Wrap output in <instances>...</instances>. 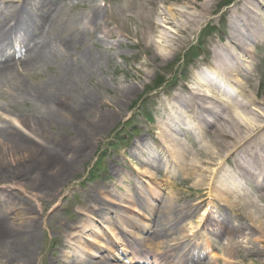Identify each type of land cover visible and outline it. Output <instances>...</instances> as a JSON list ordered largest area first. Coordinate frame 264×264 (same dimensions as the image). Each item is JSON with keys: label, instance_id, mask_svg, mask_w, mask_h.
<instances>
[{"label": "rangeland", "instance_id": "obj_1", "mask_svg": "<svg viewBox=\"0 0 264 264\" xmlns=\"http://www.w3.org/2000/svg\"><path fill=\"white\" fill-rule=\"evenodd\" d=\"M149 1V9L155 12L153 17L156 22L163 24V29L147 33L145 25L140 20H120L118 11L121 8L125 9L127 0H68L64 22H69L71 18L73 23L66 29L58 27L55 31H49L50 47L52 49L56 47L57 50L59 46L61 49L57 56L59 60L63 58L67 62L77 59L78 62H82L80 55L85 49L100 59L87 71L88 80L77 85L73 101L70 102L71 106H66L69 102L65 99L64 102L52 100L49 104L50 112L54 111L58 121L47 125L43 130L45 132H32L33 128H24L21 120L28 117L33 123L37 118L44 116L45 112L48 113L49 108L46 105L32 96L31 100L29 97L16 99L18 95L14 87L0 93V107L5 109H0V127L9 124L19 129L20 133L31 140V146L36 149L34 154L13 152L15 154L12 155L3 151L5 154L0 155V187L7 189L6 193L5 189L0 188L1 221L10 218L9 222L14 225V228L9 229L7 234L0 238H10V243L15 239L14 246L17 247L10 248L9 242L5 240L6 242L2 243L0 240V262L8 259L9 264H16L14 260H18L16 259L18 255L20 256L18 248L21 247L25 250L20 260L21 264H130L126 261L116 262L113 253L117 254L118 250L120 252L129 250L131 253L132 247H143L152 254L149 263L145 264H160L158 255L170 249L169 246H175L178 239L186 244L191 243L196 251L205 250L206 240L214 239L207 226L203 231L200 229L204 222L201 226L198 225L205 211L212 214L217 221L223 216H232L227 207L220 208L216 203L209 205L207 200L196 218L190 220L191 227L184 223L179 230L168 233V238L159 249L150 246L149 242L144 245L137 241V235L148 240L150 234L140 233L132 224L121 223L117 219L118 216L116 218L113 213L117 209L122 212L127 209L125 212L132 214L139 226L143 223L141 213L128 200L132 202L138 193H142L143 186L148 187L149 180L152 181L153 175L157 174V167L165 171L164 176L159 175V180L164 181V187L161 191L157 189V196L154 191L144 189L146 199L145 201L142 199L144 204L148 202L155 207L159 211L157 216H161L164 224L168 223L167 216L161 214L160 208L167 206L168 203L178 207L188 204L196 207L205 195H202L195 181L182 183L183 175L171 161L170 153L166 149L156 145L155 148H159L156 150L158 159L152 161H143L140 156L136 159L135 151L139 150L138 146L141 147L144 142L154 143L150 131L164 120L163 117L166 118V113L174 105L171 99L175 94L186 95L188 88L197 89L202 93H210L211 97L222 101L223 103L219 105L225 108L226 106L231 108V105L234 106L243 100L239 84L246 81L241 77H235L230 84L225 83L228 81H212L209 78L203 81L197 78L198 74L200 78L205 72L209 77L215 79L219 77L220 73L212 70L210 63L214 62L216 50L226 48V39L230 34V19L240 15L242 5L248 0H235L230 6H226L230 0ZM21 2L22 0H0V17L11 14L14 7L20 6ZM97 8L103 14L99 26H88L87 19L82 25L79 18L78 22L73 18L78 15L88 17ZM126 14L129 15L127 11ZM182 14L192 15L196 25L191 26L187 23L184 17H181ZM167 15H175L171 25L165 23ZM176 25H183L186 33H179ZM86 33L87 37H84ZM72 37L74 48L67 44ZM21 38L22 33L14 39V46L18 52ZM82 41L85 47L81 44ZM193 44H199L201 48L199 50L200 48L195 47L196 54L191 50ZM259 44L252 57L241 54L243 56L241 63L248 67L247 72L243 71V74L250 75L247 92L256 101L264 102V42L261 41ZM52 61L54 62H51L50 66L41 67L34 72H24L26 84L23 83V86L28 87L26 89L29 93L45 81L51 82L56 79V64L60 62L56 63L55 59ZM128 88H134L136 91L124 97V91ZM89 97L96 99L98 105L91 113L85 112L86 116L82 117ZM173 115L175 120L181 117V120L186 122V134L180 135L179 132V138L189 146L191 143L188 139L192 138L196 148L200 149L207 138L198 139L193 117L186 114L179 116L178 113ZM105 116L110 117V123L99 129L96 122L103 120ZM255 119L264 122L262 117L257 116ZM41 150L46 154L40 152ZM75 153L79 156L77 165L72 167L71 171L67 170L61 178H56L64 167V164H56L57 157L69 161ZM199 159L206 160L205 157ZM218 160L212 166L206 164L204 166L210 169V173L214 169L212 178L216 176L223 179L226 172L222 173L220 170L225 164ZM146 162L150 174L132 175L129 166L134 164L140 167ZM91 170L93 173L89 176ZM240 180L236 179L238 189H246L248 192L253 190L246 188ZM48 181L55 182V187L48 185ZM174 184L177 187H173ZM10 190H13V193H9ZM101 192L119 197L116 203L118 206L112 207L110 214L109 211H106V215L94 213L90 197L93 195L100 197ZM176 192L183 197L179 204L174 199ZM120 199H125V202H120ZM253 200L262 206L254 195ZM140 208L143 209L141 206ZM232 222L238 223L233 216ZM110 223L114 227H119L117 229V233H121L118 235L119 240L110 235L109 228H112ZM246 223L244 222V225ZM67 225H70L72 230L68 229ZM85 225H89L88 230H84ZM22 226L25 228L23 232L20 231ZM198 226V230L194 229ZM250 228L252 229V226ZM124 230L129 233L124 235L122 233ZM33 232L34 238L37 239L31 246H27L28 235ZM96 234L99 238H95ZM245 237H239L236 241L247 250L251 245ZM225 241L224 239L223 242L227 243ZM92 245H95L97 250L93 249ZM257 246L259 250H264L263 244L257 242ZM184 251L185 248L178 250L179 254ZM212 252L223 260L218 264H227L224 261L227 260L226 253L220 246L214 248ZM130 257L133 258L134 255ZM237 261L238 264H264V256L248 258L242 254V258L240 256ZM204 262L214 264L211 253L205 256Z\"/></svg>", "mask_w": 264, "mask_h": 264}, {"label": "bare ground", "instance_id": "obj_2", "mask_svg": "<svg viewBox=\"0 0 264 264\" xmlns=\"http://www.w3.org/2000/svg\"><path fill=\"white\" fill-rule=\"evenodd\" d=\"M67 2L68 0H23L20 6L14 7L11 14L0 17V93L14 87L15 93L18 95L16 99L29 97L31 100L32 96L33 99L38 100V102L43 103L49 108V111L46 110L48 113L45 112L44 116L37 118L33 123L28 117L21 120V122L23 121L24 125H22L24 128H33L32 132H45L43 130L46 129L47 125L58 121L54 111L50 112L51 107L49 104L52 103V100L53 102H60V100L64 102L63 99H65L69 102L65 105L71 106L70 102L73 101V94L76 91L77 85L88 80L87 71L91 70L93 64L100 59L94 53L92 54L90 50L85 49L80 55L83 60L82 62H78V59L67 62L63 58L61 60L58 58L57 52L61 49L59 46L57 50L56 47L54 49L50 47L49 31H55L58 27L66 29L73 23L71 18L69 22H64L66 18L65 10L68 6ZM126 3L125 9L121 8L118 11L120 20H140L145 25L147 33L155 29H163V24L156 22L153 17L155 12L149 9V0H127ZM126 11L129 15L126 14ZM102 15V11L97 8L88 17L78 15L73 18L77 22V18H79L82 25L85 19H87L88 26L96 27L99 26V21L103 17ZM184 15L182 14L181 17L183 16L187 23L191 24V26L196 25L192 15ZM174 16L167 15L165 23L171 25V21L175 18ZM176 26L179 33H186L183 25ZM187 26L189 27L188 24ZM229 26L230 34L226 39V48L215 51L214 62L210 63V68L220 73L218 80L221 82L228 81L225 83L230 84L233 83L235 77L244 79L246 82L239 84L243 100L234 106L231 105V108L229 106L225 108L219 105L223 103L222 101L213 98V96L211 97L210 93H202L197 89L188 88L186 95L175 94L171 99L174 105L166 113V118L163 117L164 120L158 123L155 129L152 128L150 131L154 143L150 144L149 141L144 142L141 144V147L138 146L139 150L135 151L136 159L140 156L139 158L143 161H152L158 159L156 150L159 148H155V146L163 147L164 150L166 149L170 153L171 161L176 164L178 170L182 173V183L195 181L196 186L205 197L200 200L196 207L189 204L188 206L178 207L172 204L169 205V203L167 206L161 207V214L167 216L166 221L168 223L164 224L161 216H157V212L159 211L148 202L144 204L146 200L143 194L144 189L154 191L155 196H157L156 192L158 190L161 191L164 187V181L159 180V175H162L164 170L157 167V174L153 175L152 181L149 180L147 183L148 187L143 186L142 193H138L132 202L128 200L141 213L143 220L146 222L143 221L139 226L134 216L126 213L127 209H125L126 212L117 209L119 212L115 210L116 212L113 211V213L116 218L118 216L117 219L121 223L132 224L140 233L147 232V234H150L148 240L146 238L139 240L149 242L153 248H161V245H164V241L168 238V233L179 230L180 226L184 223H188L190 228L192 225L190 220L196 218L198 211H201L203 204L207 200L209 201V205H215L216 203L220 208L221 206L227 207L238 223L234 224L232 222V216H223L220 221H217L213 218L212 214L205 211L198 225L201 226L204 222L200 229L203 231L207 226L208 231L211 232L210 235L214 237L213 240H206L205 250L196 251L191 243L186 244L178 239L175 246H169L170 249L162 251L158 256L161 264H208L204 262V258L210 253L214 260L213 263L218 264L222 259L213 254L212 250L219 246L226 253L227 260L224 261L227 264H238L237 260L240 256L242 258V254H245L248 258L264 256V250H259L257 246V242L264 245V122L255 119L258 116L264 120V102L256 101L247 92L250 75L243 74V71L247 72L248 67L241 63V61L243 62L242 55L252 57L256 48L260 45L259 43L261 41L264 42V0H248L242 5L240 15L230 19ZM20 33H22V38L20 39L21 42H19L18 52V49H15L14 46V39ZM84 37H87V33ZM148 39L151 38L148 37ZM73 43L74 38L72 37V40L67 44L70 48H74L75 44L73 45ZM81 44L83 45L84 41ZM85 46L83 45V47ZM65 49L66 47H64ZM53 59H55L56 63L60 62V64H56L57 69L55 70V80H58L45 81V83L34 89L32 93H29L26 89L28 87L26 85L25 87L23 86V83L26 84L24 72H34L41 67L50 66L51 62H54L52 61ZM18 66L20 69H18ZM206 78L208 77L204 74H201L199 78L198 74L197 80L202 79L206 81ZM135 91L134 88H128L124 91V97L128 96V94L131 95ZM21 95L22 97H20ZM55 98L58 99L55 100ZM89 98L90 100H87L81 115L82 117L86 116L85 112L86 114L87 112L91 113L98 105L96 99ZM0 109L2 110L4 107H0ZM105 113L107 114V112ZM173 113H178L179 116L186 114L193 117L196 136L201 137V139L207 138L206 143L200 149L196 148V144L192 139H188L191 143V146H189L179 138V132L180 135L186 134V122L181 120V117L179 118L180 120H175ZM109 118L105 116L103 120L100 119L96 122L98 128L101 129L105 124L108 125L110 123ZM34 150L36 149L31 146V140L20 133L19 129L13 128L9 124H4L0 127V155L5 154L3 151H7V153L12 155L15 154L13 152L34 154ZM40 152L46 154L43 150ZM36 154L39 156V152ZM78 157L77 153L69 161L57 157L56 164H64V167L57 174L56 178H61L67 170L71 171V168L77 165ZM199 157H205L206 160L199 159ZM217 159H219V162H224L225 164L220 170L222 173L226 172L223 179H218L216 176L212 178L214 169L210 173V169L204 166V164L212 166ZM129 170L132 175L136 176L144 175L143 173L150 174L147 171V162L140 167H136L133 164L129 166ZM31 171L33 172V169ZM3 177L5 178V176ZM4 178L2 179L5 180ZM236 179L246 185V188H253V190H249L248 192L246 189H238ZM48 185L54 186L55 182L48 181ZM173 187H177V185L174 184ZM0 188L5 189V191L7 190L6 187ZM110 195L111 193L101 192L100 197L94 195L90 197L94 205L95 214L101 215L105 213L106 215V211H109L108 214H110V210L113 209L112 207L118 206L116 203L119 197ZM253 195L262 203V206L253 200ZM174 199L179 204L183 200V197L180 193L176 192ZM120 202H125V199H120ZM1 217L2 215L0 214V236L3 237L9 229L14 228V225L9 222L10 218H5L4 222H2ZM244 222L247 223L244 225ZM110 224L112 226V228H109L110 235L119 240L118 235H121V233H117L119 227H114L112 223ZM199 226L194 229L198 230ZM249 226H252V229ZM88 227L89 225H85L84 230H88ZM67 228L71 229V226L67 225ZM20 231H25L24 226H22ZM122 233L125 235L129 232L124 230ZM33 235L34 232L28 235L27 246H31L36 241L37 238H34ZM242 236H246L245 238L248 239L251 245L250 249L246 250V248L236 241ZM137 237L141 238L139 235ZM95 238H99V235L96 234ZM9 239L0 238L2 243L9 242L10 248L15 247V239L11 243ZM224 239L227 243L223 242ZM17 242L19 243L20 240L18 239ZM183 248H185V251L179 254L178 250L180 251ZM18 249L20 250V256L16 257L18 260H14V263L21 264L20 260L25 250L21 247ZM93 249L97 250V247L94 245ZM150 254L149 250L136 249L134 252L135 260L129 257L126 251L120 252L118 250L117 254L113 253L112 256H114L116 262L129 261L130 263H142L149 261L146 258ZM4 264H9V262L6 261Z\"/></svg>", "mask_w": 264, "mask_h": 264}, {"label": "trees", "instance_id": "obj_3", "mask_svg": "<svg viewBox=\"0 0 264 264\" xmlns=\"http://www.w3.org/2000/svg\"><path fill=\"white\" fill-rule=\"evenodd\" d=\"M234 0H230L226 5L230 4L231 2H233Z\"/></svg>", "mask_w": 264, "mask_h": 264}]
</instances>
